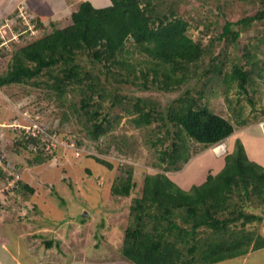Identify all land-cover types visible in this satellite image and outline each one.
<instances>
[{
  "label": "trees",
  "instance_id": "16d2710c",
  "mask_svg": "<svg viewBox=\"0 0 264 264\" xmlns=\"http://www.w3.org/2000/svg\"><path fill=\"white\" fill-rule=\"evenodd\" d=\"M198 1L204 6L211 0ZM237 1L256 10L239 12L241 16L232 20L224 18L225 11L218 5L223 18L204 24L197 39L188 34L189 21L177 15L176 9L184 13L180 3L186 6L187 0H109L104 7L83 1L71 13L69 26L41 37L30 35L18 8L1 21L0 33L14 17L15 27L25 33L19 41H11L14 51L8 70L0 77V87L44 85L60 106L72 108L79 120L84 118L85 136L93 142L109 132L116 109L132 117L135 128L155 124L159 134L164 131L154 141L162 147L157 157L161 171L144 177L141 194L128 207L121 254L132 264H217L264 249V165L249 161L239 141L232 153L226 150L221 155L222 170L208 172L200 186L185 191L166 175L182 170L193 156L186 140L209 148L245 126L214 113L203 102L211 81L223 74L222 54H215V47L222 44V48L236 49L240 32L264 20V0ZM208 8L213 10V6ZM30 17L32 26L39 29V18ZM217 27L220 34L204 44V37ZM0 50V57L9 53L5 46ZM133 53L143 59H130ZM243 57L245 63L232 64L223 81L236 82L246 93L258 64L249 54ZM173 93L177 97L163 110L160 97ZM69 95L78 100L65 106ZM66 113L62 115L67 120ZM43 130L48 135L56 133ZM18 132L20 145L30 152L37 148L36 160L41 161L48 142H42V135ZM167 141L171 142L165 146ZM93 158L111 168L106 161ZM123 171L125 178L120 176L110 193L129 198L136 183L131 169ZM5 172L0 169L2 186L9 179ZM16 185L17 189L21 184ZM21 187L33 192L27 185ZM52 245L46 243L48 248Z\"/></svg>",
  "mask_w": 264,
  "mask_h": 264
},
{
  "label": "rangeland",
  "instance_id": "374dc122",
  "mask_svg": "<svg viewBox=\"0 0 264 264\" xmlns=\"http://www.w3.org/2000/svg\"><path fill=\"white\" fill-rule=\"evenodd\" d=\"M11 1L18 3L20 0H6L3 11L13 8L10 7ZM83 1H89L94 7L109 5V0H22L14 9L20 8L22 13L26 10L25 16L30 20L31 15L39 18L41 27H34L31 33L33 37H41L51 33L53 29L69 26L71 13ZM187 1L186 6L180 3L184 13L176 10L179 13L177 15H182L189 21L188 34L193 39L202 36L204 24L223 18L222 13L216 9L218 5L225 11L224 18L232 20L241 16L239 12L252 14L256 10V7L243 5L237 0H211L204 6L198 0ZM209 6H213V10ZM22 13L20 14L23 15ZM1 24L4 22H0ZM7 24L9 27L5 32L1 30V33L4 41H7L5 47L9 53L0 57V77L10 66L11 53L14 51L11 41L16 40L12 36L20 28L15 27L18 25L15 17ZM27 26L30 28V24ZM218 34L219 28H213L210 35L204 37L203 43L207 44L210 37ZM263 40L264 20L254 22L250 28L240 32L236 49L230 46L222 48V44L215 47V54L218 51L222 54L220 60L223 63L220 67L223 74L211 81L203 102L214 113L232 119L235 124H238L236 121H241L247 126L264 121ZM248 54L252 60L257 61L258 66L254 69L252 83L246 86V93H243L236 82L226 83L223 77L231 73L232 64L243 65V56ZM130 59L143 58L133 53ZM248 68L245 66V69ZM49 95L51 93L44 85L0 87V158L5 161L2 164L9 178L5 183L14 180L9 190L0 192V221L14 224L18 237V243L10 241L9 246L16 245L19 249L15 251L22 255L19 254V259L27 258L33 263L38 259L41 264H132L121 254L128 207L131 200L141 194L144 177L161 171L157 157L162 147L154 141L164 131L159 134L155 124L135 128L131 122L132 117L116 109L110 117L109 132L100 137L99 141L93 142L85 136L84 118L79 120L72 108L60 106ZM176 97L177 93L160 97L163 110L167 111L168 107L165 105L168 106ZM73 99L76 102L78 100L69 95L65 106ZM64 111L68 112L67 120L63 119ZM116 114L119 115V120H115ZM35 127L56 131L50 134L54 138L53 145L48 150L43 149L45 154L41 161L36 160L34 149V152H30L29 147L24 149L19 143L21 134L18 130L31 129L35 132ZM249 134L252 138L251 146L248 147L249 160L255 163L264 156V141L260 138V133L259 137H253V131ZM186 141L190 155L206 149L216 156L224 154H220V149L212 152L215 145L205 148L190 140ZM170 142L167 141L165 146ZM219 144H225V141ZM225 149L227 150V145ZM93 157L106 161L111 168L98 164ZM219 166V163L202 153L191 159L182 170L166 172V175L178 187L188 191L194 185L203 184L208 170L217 174ZM123 169L132 170L133 181L136 183L129 198L114 197L110 193L111 185L118 182L120 176L125 178ZM18 181L21 185L16 189ZM22 185L32 188L33 192L23 189ZM2 187L0 183V190ZM262 233L264 234V228ZM50 241L53 245L48 248L46 243ZM217 264H264V249Z\"/></svg>",
  "mask_w": 264,
  "mask_h": 264
},
{
  "label": "crops",
  "instance_id": "0c3cea01",
  "mask_svg": "<svg viewBox=\"0 0 264 264\" xmlns=\"http://www.w3.org/2000/svg\"><path fill=\"white\" fill-rule=\"evenodd\" d=\"M20 1H22V0H20ZM5 2H6V0H0V22L3 21L4 19H6L15 10L14 8H16L17 4L19 3V2L17 3L16 1H11L10 7H13V8L9 7L10 9H8V10L6 9V11H3V6H4ZM251 131L254 132L253 137H256V136L259 137V133H260L261 134L260 138L263 139V141H264V121H259L258 123H254L253 125H247V126L245 125L243 127L236 128L234 133L225 140V144L227 145L228 153L233 152L235 145H236V142L239 141L242 144L244 151H245V154L249 160L250 157L248 154L249 153L248 147H250L251 143H252V138L250 137V134H249ZM258 131H259V133H258ZM263 146H264V142H263ZM202 153L204 155H208L213 162L220 164V166L217 169L218 172H220L222 170V168L224 167V157L223 156H216L207 149L198 153V154L193 155L191 157V159H195V157L202 155ZM196 155H198V156H196ZM255 163L257 165L263 166L264 165V156L262 158H260ZM207 172H210V170H208ZM13 225H9L6 222L2 223L0 221V264H41V262L38 259L35 261V263H33L32 261L29 262V260H26L27 258H22V259L20 258L19 259L20 253H19V251L18 252L15 251L16 249L18 250L19 248L16 247V245L15 246L13 245L12 247L9 246L10 241L18 243V237L14 231ZM22 260H24L25 262ZM71 264H87V263L74 262Z\"/></svg>",
  "mask_w": 264,
  "mask_h": 264
},
{
  "label": "built area",
  "instance_id": "2783aa9c",
  "mask_svg": "<svg viewBox=\"0 0 264 264\" xmlns=\"http://www.w3.org/2000/svg\"><path fill=\"white\" fill-rule=\"evenodd\" d=\"M19 10H20V12H19V17H21L22 19H23V25L24 26H26L27 27V29L30 31V33H31V29L33 30V26H32V24L30 23V21H29V18L27 17V16H25V13L23 12H21V10L22 9H20L19 8ZM20 13H22L23 15H21ZM30 24V28H28V26L27 25H29ZM23 33H25L24 31H22V30H19V32L17 33V34H13V36H12V38H15L16 40H13L12 38H11V40H13V41H19L18 40V38H20V36L23 34ZM31 35H32V33H31ZM0 39L2 40V42H1V44H0V47L1 46H6V42L7 41H4V36H3V34L2 33H0ZM9 41V40H8ZM34 129H36L35 130V132L34 131H32L31 129H28V130H26V132H28L29 134H30V136L31 137H37L38 135H42L43 136V140H42V142H48L46 145H45V150H48L49 149V147L51 146V145H53V143H52V141H54V138L53 137H50V135H48V134H46L45 132H44V130L42 129V128H34ZM225 144H222V147H221V150H220V154L221 153H225V151H226V149H225V146H224ZM52 148H54V147H52ZM36 149L37 148H34V150L36 151ZM50 152V151H49ZM2 161H3V159L2 158H0V169H2V170H6L5 169V167H4V164H2ZM3 163H4V161H3ZM9 182H11V183H9ZM12 183H14V180H9L8 182H6V184H5V186H3L2 187V190H0V192L2 191V192H4V191H7V190H9V186H11V184ZM15 187V186H14ZM14 187H12V188H14Z\"/></svg>",
  "mask_w": 264,
  "mask_h": 264
},
{
  "label": "bare ground",
  "instance_id": "6f19581e",
  "mask_svg": "<svg viewBox=\"0 0 264 264\" xmlns=\"http://www.w3.org/2000/svg\"><path fill=\"white\" fill-rule=\"evenodd\" d=\"M222 77V76H221ZM212 78V77H211ZM211 80V79H210ZM209 82V81H208ZM223 85V84H222ZM249 85V84H248ZM206 86V85H205ZM138 91V90H137ZM205 91V90H204ZM138 98V97H137ZM146 98V97H145ZM115 100V99H114ZM135 100V99H134ZM146 104V103H145ZM87 129V128H86ZM87 131V130H86ZM92 141V140H91ZM71 142V141H70ZM224 146H226V145H224ZM221 147H222V144H218V145H215V146H213V150H212V152H218L219 151V149L221 150Z\"/></svg>",
  "mask_w": 264,
  "mask_h": 264
}]
</instances>
